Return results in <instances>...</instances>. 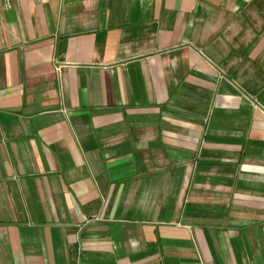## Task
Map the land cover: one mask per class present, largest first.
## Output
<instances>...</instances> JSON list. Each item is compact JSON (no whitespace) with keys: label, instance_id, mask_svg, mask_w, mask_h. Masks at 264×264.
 <instances>
[{"label":"crops","instance_id":"crops-1","mask_svg":"<svg viewBox=\"0 0 264 264\" xmlns=\"http://www.w3.org/2000/svg\"><path fill=\"white\" fill-rule=\"evenodd\" d=\"M0 264H264V0H0Z\"/></svg>","mask_w":264,"mask_h":264}]
</instances>
